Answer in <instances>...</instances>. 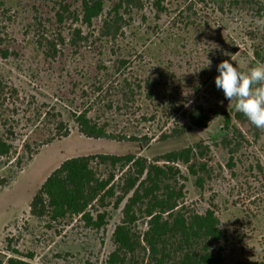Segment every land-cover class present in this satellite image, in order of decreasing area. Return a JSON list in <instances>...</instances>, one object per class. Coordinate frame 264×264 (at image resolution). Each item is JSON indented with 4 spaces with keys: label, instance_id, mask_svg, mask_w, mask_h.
I'll list each match as a JSON object with an SVG mask.
<instances>
[{
    "label": "rangeland",
    "instance_id": "obj_1",
    "mask_svg": "<svg viewBox=\"0 0 264 264\" xmlns=\"http://www.w3.org/2000/svg\"><path fill=\"white\" fill-rule=\"evenodd\" d=\"M118 1H108L88 26L78 18L76 0H0V135L14 146L0 157V178L8 180L0 189V264L13 256L29 264H108L121 209L108 208L110 220L101 231L80 219L50 225L30 214L43 183L73 157L134 154L151 160L197 143L211 146L212 168L200 188L182 167L187 204L200 213L215 211L227 264H264V131L233 120L243 137L234 140L240 148L231 161L222 141L233 129L225 130L223 114L234 102L215 86L222 60L245 72L264 64V0H159L160 7L157 0H143L124 14L116 38L104 36L103 21ZM207 58L211 68L201 69ZM120 61L126 65L115 73ZM123 77L142 82L135 106L159 114L145 132L190 126L187 116L198 107L212 119L205 128L150 144L83 136L71 112L89 104L97 87ZM47 112L62 114L68 137L46 143L53 133Z\"/></svg>",
    "mask_w": 264,
    "mask_h": 264
},
{
    "label": "trees",
    "instance_id": "obj_2",
    "mask_svg": "<svg viewBox=\"0 0 264 264\" xmlns=\"http://www.w3.org/2000/svg\"><path fill=\"white\" fill-rule=\"evenodd\" d=\"M76 1L81 4L78 18L91 26L93 20L104 13L105 4L112 0ZM142 1L116 2L103 21V35L116 38L126 23L124 14L141 8ZM160 3L157 0L159 7ZM75 32V37L81 40V30ZM255 55L260 58V51ZM125 65L126 61H120L114 68L115 73ZM141 94L142 82L132 81L130 77L103 84L96 88L89 104L71 112L72 120L87 138L150 144L180 137L193 126L205 128L212 119L198 107L187 116L190 126L145 132L147 125L159 121V114L143 113L142 106H135ZM46 116L53 127L47 144L69 136L60 112H47ZM223 116L225 130L233 129L232 136L222 141L232 161L240 148L239 144L234 145V140L237 136L243 137L240 128L232 125L233 120L243 127L258 129L234 107ZM7 132L15 137L14 131ZM10 139L0 135V157L11 154L14 146ZM212 159L211 146L203 143L169 151L151 160L134 154L73 157L46 179L31 201L30 214L50 225H66L80 219L86 227L101 231L110 220L108 208L121 209L122 218L112 234L114 250L108 264H227L220 246L224 232L215 211L208 209L200 213L186 202L188 177L182 167L202 188L210 177ZM7 184V179L0 178V189ZM12 253L18 255L17 250ZM6 264L29 262L13 256Z\"/></svg>",
    "mask_w": 264,
    "mask_h": 264
},
{
    "label": "clouds",
    "instance_id": "obj_3",
    "mask_svg": "<svg viewBox=\"0 0 264 264\" xmlns=\"http://www.w3.org/2000/svg\"><path fill=\"white\" fill-rule=\"evenodd\" d=\"M211 64L212 61L207 58L206 65L201 69H210ZM217 71L215 86L223 92L225 100L234 102L237 112L243 114L255 128L264 131V64L245 72L225 59L217 65Z\"/></svg>",
    "mask_w": 264,
    "mask_h": 264
}]
</instances>
